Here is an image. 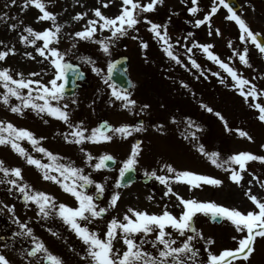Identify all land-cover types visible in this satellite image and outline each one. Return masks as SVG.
<instances>
[{"label": "rangeland", "instance_id": "obj_1", "mask_svg": "<svg viewBox=\"0 0 264 264\" xmlns=\"http://www.w3.org/2000/svg\"><path fill=\"white\" fill-rule=\"evenodd\" d=\"M238 1L240 9L237 14L247 21L254 32L261 33V36L264 37V0ZM148 2L149 0H141L142 4ZM5 5L9 6L6 7ZM121 5L122 0H113L107 8H102V12L106 16L114 18L120 13ZM210 5L211 0H198L197 6L201 10L193 15L188 11V8L192 6L191 0H187V2L185 0H164L163 5L158 4L156 6L155 11L141 13L140 23L135 26L138 30L129 29L128 35L120 37L111 45L109 55L105 54L94 40L74 37L76 31L85 28L88 18H95L92 10L95 7H101V0H79V2L78 0H50L46 3V8L56 15V23L63 25L59 34L61 36L59 43L53 42L50 47L55 46L63 52L71 48L72 40L75 39L76 48L72 50L74 54L66 56L65 59L80 63L86 71L89 81L88 89L82 90V93L87 92L89 94L85 105H79L78 97H75L77 101L73 110L75 120L72 117V121H83L85 127L92 129L96 128L101 120H106L113 127H119L122 124L135 126L136 119L142 118L146 129L133 132L127 138H122L119 135L114 136L110 142L84 143L83 147L91 152L94 157L105 153L115 157L116 165L110 170H94L84 161V154L80 151L81 146L71 143L73 150L71 155L74 157L75 165L84 168L85 174L90 173L93 180L106 185L103 194L104 200L99 203L100 206L107 205L111 194L118 191L116 181L119 177V168L122 167L123 161L128 158L135 140L139 139L142 142V154L138 157L139 163L135 166L139 177L150 176L145 173L146 171L151 172L153 169L157 170L158 175L166 174L159 169L163 163H171L177 170H190L223 181L220 186L204 184L199 188H190L182 181L173 182L174 191L185 198L215 201L218 204L235 207L244 212L255 208L245 196V188L231 182L228 179V172L212 164L207 157L199 153L181 135L185 129L187 118H191L202 126L203 130L198 132V136L206 150L221 153L222 159L240 151H250L253 154L264 156V147H262L264 145V122L258 119V110L252 108L244 100L239 92L232 87L235 82L232 81L228 73L218 64L209 60L201 49L195 47L192 53H188L184 47V45L192 47L193 41L212 44L214 48L211 50L218 54L222 60L235 67L241 75L259 87H264V55H261L250 42L244 44L239 40V27L234 21L225 18L228 15L225 8L221 6L212 17V28H219L222 35H216L213 32V35L209 36L207 25L195 26L194 21L203 18L204 14L210 11ZM80 12H87L88 16L84 19L74 20L73 17ZM4 13H7L8 16L0 19V41L4 42L3 45H0V51H7L8 48L15 47L16 52L15 54L10 53L5 60L0 61V68H10L14 78H19L17 73L28 76L29 73L36 72L44 77L42 82L47 83L54 75L50 61L34 52L33 46H25L21 43L19 34L27 35L23 30L28 25L36 30L51 28L53 27L52 21L38 22L37 17L42 13L32 4L24 8L23 0H17L16 5H10V0H0V17ZM145 16L155 23L167 24V31L171 40L173 42L178 39L181 41L180 44H174V51L179 54L182 60L181 64H177L165 54L161 41L149 31L150 25L143 19ZM11 23L18 24L16 30L10 29ZM189 33L193 35L185 40L184 37L188 36ZM94 35L96 39H102L110 36L111 32L105 29L102 32L97 31ZM141 41L147 42L148 47L146 49L141 47ZM229 41L232 42L236 51H243L244 47H248L251 67L240 63L238 56L233 55V48L228 47ZM37 44H42V41H38ZM25 51H33L36 59L27 57L24 54ZM122 54L129 58L128 73L133 83L129 91L132 98L137 101V105L131 110L121 107L120 101L110 103L114 97L111 96V89L104 83L108 63ZM81 56L91 57L95 61V66L103 69V72L100 75L93 72V65L84 63L78 58ZM189 56L197 60L201 65L200 69L191 66ZM230 57L231 59H229ZM217 72L220 74L219 76L213 75ZM182 81L188 87H184ZM0 104L2 105V102ZM144 104L150 107L144 112H140V107ZM202 104L209 105L214 109V112L219 111L233 131H227L224 122L214 112L206 111L201 106ZM4 109V107L0 108V120L11 121L14 125L22 123L19 121L18 114L15 115L7 107ZM173 117H175V122H173ZM28 122L29 120L25 125ZM38 123H41L42 128H46L39 119L29 122L26 127L37 137ZM236 129L247 131L253 139L241 137L235 131ZM40 136L46 137V134L40 133ZM58 139L63 144L61 135ZM61 143H56V146H59L57 154L64 153ZM64 143L67 144V142ZM5 147L7 146H0V153ZM67 149L68 147L64 146V150ZM13 153L12 150L11 156L14 158L9 159L10 166H18L22 162L26 163L21 156ZM96 162L94 159L93 163ZM248 168L259 177V182L254 180L252 185H248L247 182L252 180L253 176L245 172L242 183L246 187H251L254 194L264 198V188L261 187V184H264V162L249 161ZM30 180H33L39 188L47 187V181L44 179L30 178ZM58 187L56 185V188ZM92 187L93 189L89 194L95 193V185ZM165 190V186L154 177L146 184L138 179L128 189L120 192L118 206L114 210L116 217L122 219L129 207L159 214L165 206L170 212L178 216L182 209L176 206L178 201L175 196L165 197L163 195ZM126 194L130 197L129 201L123 200ZM19 197L16 194L12 196L0 195V201L17 206ZM149 197L153 198L149 199ZM73 203L75 207L78 206L75 198ZM194 219L196 226L202 230L206 238L194 242L195 247L200 250L199 259L204 264H207L209 252L219 254L224 249H232L237 246L238 240H233V237L239 238L241 234L236 232L235 226L231 222L223 219L219 224L210 223L207 216L201 213H197ZM101 225V221L97 220L95 226H90V228L100 232ZM166 231L172 233V236L177 239V243L183 239L170 226ZM73 235L76 240L73 247L68 248L67 252H65L66 250L61 251L59 257L63 259L65 264H84L80 258L83 255L84 245L75 233ZM207 238L212 239L214 243L208 244ZM118 245L116 243L115 246ZM145 247L150 248L151 246L146 245ZM73 248L76 249V252L72 251ZM250 259L251 264H264V239L257 238L255 252ZM232 264H236V261H232Z\"/></svg>", "mask_w": 264, "mask_h": 264}, {"label": "snow or ice", "instance_id": "obj_2", "mask_svg": "<svg viewBox=\"0 0 264 264\" xmlns=\"http://www.w3.org/2000/svg\"><path fill=\"white\" fill-rule=\"evenodd\" d=\"M48 2L50 0H23L24 8L32 4L42 13V15L37 17L38 22L52 21L53 27L36 30L31 25L25 26L23 31L27 35L20 33L19 41L25 46H33L34 52L38 53L40 57L49 60L54 70V75L52 79L44 83L40 79H32V77L39 76V73H29L28 78H25L23 73H17L19 78H14L10 68H0V84H3L6 89L5 92L0 93V102L8 106L12 113L20 116L24 115L25 109L31 108L33 111L45 113L62 121L70 130L62 134L65 142L80 145V151L84 154V161L94 170L108 168L107 162L114 161L115 157L107 153L94 157L91 152L83 147L84 143L110 142L117 135L127 138L133 132L146 130L144 123L141 121L135 126L122 124L119 127H113L105 121L100 126L89 129L84 126L83 121H72V112L69 104H61L59 102L65 96V85L68 80L67 73L69 69L75 68L74 65L65 60V57L74 54L72 50L76 48V41L73 39L71 48L63 52L55 46L50 47L53 42L59 43L61 39L59 34L63 25L57 24L55 13L46 8V3ZM112 2L113 0H101V7H95L92 10L95 18H88L85 28L74 33V37H79L83 40H94L100 45L102 51L109 55L111 45L120 37L128 35L129 29L138 30L135 26L140 23L139 17L141 13L155 11L156 6L158 4L163 5L164 0H149L146 4H142L141 0H122L121 11L114 18L108 17L102 12V8H107ZM16 4L17 0H10V5ZM191 5L188 11L193 15L201 10L197 6L198 0H191ZM5 6L8 7L9 5ZM221 6L227 9L228 15L225 18L229 21H234L238 25L239 40L244 44L250 42L258 49L261 55H264L262 34L251 29L247 21L237 14L229 0H211L210 11L206 12L203 18L196 19L194 21L195 26L207 25L209 36L213 35V32L216 35H222L219 28H212V17L219 11ZM7 16L8 14L4 13L0 19H4ZM87 16V12H80L73 19H84ZM143 19L150 25L149 31L161 41L165 54L177 64H181L182 60L179 54L174 51V44H180L181 41L179 39L174 42L171 40L167 31L168 25L155 23L146 16ZM20 23L22 24L23 22L21 21ZM9 27L12 30H16L18 24L11 23ZM105 29L110 30L111 35L96 39L94 34ZM192 35V33H189L184 39L187 40ZM38 41H42V44L38 45ZM3 44L4 42L0 41V45ZM141 47L146 49L148 47L147 42L141 41ZM184 47L188 53H192L193 48L198 47L207 55L209 60L224 69L232 81L235 82L232 87L239 92L252 108L258 110V119L264 122V87H259L250 79L241 75L235 67L222 60L218 54L211 50L214 45L193 41L192 47L187 45H184ZM228 47L233 48V55L238 56L240 63L251 67L248 58V47H244L243 51H236L231 41L228 42ZM15 52V47L8 48L7 51H0V61L5 60L10 53L15 54ZM24 54L33 60L36 59L33 51H25ZM78 58L84 63L92 64V71L98 75L103 72V69L95 66V61L91 57L81 56ZM188 59L193 68H201V65L192 56H189ZM117 64L118 62L108 63L107 78L104 79V83L111 89V96L114 97V100L110 101V103L120 101L121 107L131 110L137 105V101L132 98L131 92L109 83L113 72L117 69ZM184 66L187 67V65ZM73 74L75 75V72ZM213 75L219 76L220 74L217 72L213 73ZM181 83L184 87H188L183 81ZM24 89L28 90L27 94L22 91ZM12 97H15L20 103H11ZM37 100L43 101V103H37ZM51 101H56L57 103L54 105ZM76 103L77 101L73 99L72 104ZM201 106L210 113L214 112V109L207 104H202ZM149 107V105L144 104L140 107V112H144ZM214 114L224 122L227 131H233L229 127L228 121L219 111H215ZM173 122H175V117H173ZM202 130L200 124L191 118H187L185 129L181 135L199 153L207 157L212 164L228 172V179L231 182L245 188V196L255 206L253 210L244 212L235 207L218 204L215 201L185 198L174 191L173 182L182 181L189 185L190 188H199L204 184L220 186L223 181L190 170H177L171 163H163L159 171L166 174L158 175L156 169L151 170V172L146 171L145 174L154 177L165 186L166 190L163 193L165 197H176L178 201L176 206L182 209L180 214L178 216L174 215L167 209V206L159 214L129 207L123 214L122 219L116 216H111L108 219L106 214H110V211H114L118 206L120 192L114 191L111 194L108 205L100 206L96 197L103 196L106 190L104 183L93 180L90 173L85 174L84 168L76 166L75 162L70 159L62 163L61 160L64 159L62 156L40 143L47 139L46 137H37L29 129L18 127L11 121L5 122L3 120H0V146H9L15 153L23 157L28 165L35 166L42 173L44 180L59 185L64 192L71 194L77 201L78 206L72 207L62 202L57 203V198L53 194L36 190L24 180L21 167L7 166L3 159H0V184L9 186L7 187L9 193L13 192V190L18 192L25 204H28V202L33 203L37 208V216L47 220L51 216L56 215L64 224L68 225L84 245L83 255L80 257L84 264H204L199 259L200 250L195 247L194 243L199 239H206L202 230L196 226L194 218L197 213L210 214L213 220L218 217L226 219L235 226L236 232L241 234L239 238L233 237V240H238L235 248L224 249L219 254L209 252L207 264H232V261H236V264H251L250 258L255 252L257 238L264 239V198L254 194L252 188L246 187L242 181L245 178L244 173L248 172L253 176V179L247 182L248 185H252L254 180L259 182V177L249 170L248 162H264V156L253 154L250 151H240L228 156L226 159H222L221 153L207 151L205 145L200 142L198 132ZM235 131L241 137H246L249 140L253 139L247 131L241 129H236ZM25 140L32 145L34 152L42 153L49 162L44 163L42 159L32 155L21 143ZM141 143V141H137L132 145L128 158L123 161L122 167L119 168L120 179H123L125 174L133 170L139 163L138 157L142 154ZM94 159L97 161L96 163H93ZM89 185H95V193H88L87 188ZM116 187H120L119 180L116 182ZM261 187L264 188V184H261ZM152 198L149 197V199ZM0 204L3 205V207H0V212L7 209L12 214L13 222L18 225L20 231L16 235L26 239L30 238L31 243L34 245L24 253L26 258H31L28 260V264H33V261H35V264H65L61 257L53 254L45 243L34 235V230L28 223L21 221L16 216L15 205H8L3 201H0ZM98 219L106 223V231L102 235L97 229L89 227ZM169 226L180 237H183L179 243H177V239L172 236L171 232L166 231ZM48 231L53 236L59 237L60 235L59 232L51 228ZM120 241L125 246L123 249L115 246ZM207 243L212 244L214 241L207 238ZM146 245L151 247L147 248L145 247ZM7 246V244L3 245V247ZM72 251L76 252V249L73 248ZM0 264H12V261L3 252H0Z\"/></svg>", "mask_w": 264, "mask_h": 264}, {"label": "flooded vegetation", "instance_id": "obj_3", "mask_svg": "<svg viewBox=\"0 0 264 264\" xmlns=\"http://www.w3.org/2000/svg\"><path fill=\"white\" fill-rule=\"evenodd\" d=\"M25 78H28L26 75ZM32 79H40L43 80L44 77L39 75L32 77ZM89 81L84 80L83 82L79 83V88L74 92L73 95L71 96H64V99L60 101L59 103H68L72 112L71 119L73 117V110L75 104H72V100H75V97H78V103L79 105H85V102L89 96L87 92L82 93L83 89H88ZM6 89L4 88L5 92ZM25 94H27V89L22 90ZM0 92V93H3ZM37 103H43V101H36ZM11 103L13 104H18L20 101H18L15 97L11 98ZM52 104H56V101H51ZM5 108L6 107L10 110V108L2 103L0 104V108ZM4 109V110H5ZM17 115L16 113H14ZM19 121H21V124H18L16 126L18 127H23L26 128L27 124L29 122H33L35 120H40L42 121L46 128H42L41 123H38V137H40V133L44 135L46 134L47 139L41 141L40 143L44 146L47 147L49 150L53 151L56 153L59 149V146H56V143H61L59 142V137L60 135L62 136L63 133L69 132L70 130L67 128V125H65L62 121L51 117L45 113H39L37 111H33L31 108H27L24 110V115L20 116L19 115ZM29 120V122L25 125V123ZM47 121V123H45ZM74 121V120H73ZM37 122V121H36ZM25 125V126H24ZM45 137V136H44ZM63 138V136H62ZM65 140L63 139V144L61 143L63 147V154L60 153L59 155L62 156L64 159L61 160L62 163L67 162L69 159L74 161L73 155V150L71 148V143H64ZM22 145L35 157L42 159V162L48 163V159L43 156L42 153L34 152L32 150V145L28 143V141H22ZM64 146H67L68 149L65 151ZM3 151L0 153V159H3L6 163L7 166H10L9 164V159L14 158L11 156L12 154V149L7 146L2 149ZM14 152V151H13ZM15 154V152L13 153ZM16 155V154H15ZM23 158V157H22ZM24 159V158H23ZM19 167L22 168L23 172V177L26 182L31 184L36 190L40 191H45L48 193L53 194L57 198V203H64L66 205L75 207V204L73 203L74 197L69 194L64 192L60 186L56 188V184L47 181V187L46 188H39L36 183L31 179H43L42 178V173L33 165H28L27 163H21L18 164ZM11 167V166H10ZM3 186V187H2ZM7 187L4 184H1L0 188V195L2 196H12L14 194L19 195V203L17 206H15V213L16 216L20 218L21 221L26 222L29 224L30 227L33 228L34 230V235L42 240L45 245L49 248V250L53 253L59 256L60 254V239L62 237L63 241L67 240V244H69L73 240V231L68 227V225L64 224L63 221L56 215L51 216L49 219L45 220L42 219L41 217L37 216V208L36 206L28 202V204H25L24 200L22 199L21 195L13 190V192L9 193L7 191ZM128 187L125 188H120V192L126 190ZM92 187L88 189V193L91 192ZM129 195L126 194L125 197H123L124 201H129ZM103 200L101 199L99 202H102ZM108 205V204H107ZM105 206V205H101ZM0 207H3L0 205ZM114 211H110V214H106L107 218L110 219L111 216H116L113 213ZM99 220V219H98ZM102 225L100 226V233L101 235L106 231V223L103 220H100ZM96 222L89 225V226H95ZM51 228L54 231L59 232V237L53 236L48 229ZM20 231L19 227L17 224L13 222L12 214L5 209L3 212H0V252H3L11 261L12 264H28V260L31 258H26L24 253H26L27 250H29L31 247L34 245L31 243L30 238H24L17 236L16 233ZM62 235V236H61ZM7 244V247H3V245ZM119 245L116 246L117 248L123 249L125 246L123 245V242L120 241L118 243ZM33 264H35V261H33Z\"/></svg>", "mask_w": 264, "mask_h": 264}, {"label": "water", "instance_id": "obj_4", "mask_svg": "<svg viewBox=\"0 0 264 264\" xmlns=\"http://www.w3.org/2000/svg\"><path fill=\"white\" fill-rule=\"evenodd\" d=\"M229 3L233 6L234 10L237 9V5L235 3V0H229ZM262 40H264L261 37ZM112 62H118L117 69L113 72L111 82L115 84L119 88L129 89L131 86V82L127 76V58L125 56H121ZM75 72V75L73 74ZM68 80L65 85V94H68L74 87V81L76 79H82L83 73H81L77 67L74 69H69L68 73ZM103 124V122L101 123ZM100 124V125H101ZM108 168L113 166L115 161H108ZM134 181V171L131 170L128 173L125 174V177L120 180V186H123L124 184H128L130 182ZM211 222H217L219 223L221 221V218H216L215 220L212 219L210 216Z\"/></svg>", "mask_w": 264, "mask_h": 264}]
</instances>
